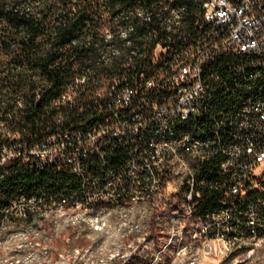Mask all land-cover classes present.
<instances>
[{
    "label": "built area",
    "instance_id": "1",
    "mask_svg": "<svg viewBox=\"0 0 264 264\" xmlns=\"http://www.w3.org/2000/svg\"><path fill=\"white\" fill-rule=\"evenodd\" d=\"M113 1L130 8L149 4L161 13L170 8L163 19L183 23L182 34L163 31L164 39L148 40L138 64L125 63L120 78H111L110 69L75 66L79 74L53 103L58 111L46 127L39 117L27 119L21 112L1 118L0 112V193L6 184L26 185L23 196L14 191L7 204H0V235L36 228L42 219V211L32 213L36 203H44V210L77 204L97 211L98 197L108 196L110 208L128 210L139 207L138 195L151 190L155 214L144 239L151 242V226L162 224L164 205L184 196L178 206L181 245L190 236L204 253L228 254L236 250L242 225L255 229L258 245L264 238V112H257L256 102L264 101V94H252L244 109L236 108V100L241 88L264 79V0H209L207 5L199 0H69L66 7L70 17L77 5L88 7V34L109 45L118 29ZM184 8H191V16H184ZM145 17L153 29L149 13ZM126 77H134V84H126ZM180 118L193 119V127L170 136L172 122ZM8 125H17L14 138H7ZM225 125H233V135H223ZM196 135H204V142H196ZM182 137H190L209 158L201 170L212 173L207 197L213 194L219 205L202 214V234L187 232V212L203 201L187 193V164L177 169L165 158L148 159L152 147ZM84 147H92V154H84ZM29 161L39 166L58 161V169L24 171ZM5 163H14V170L3 171ZM145 166L155 169L157 184L145 181ZM31 178L58 181L59 189H28ZM142 217L131 223L139 225Z\"/></svg>",
    "mask_w": 264,
    "mask_h": 264
},
{
    "label": "trees",
    "instance_id": "2",
    "mask_svg": "<svg viewBox=\"0 0 264 264\" xmlns=\"http://www.w3.org/2000/svg\"><path fill=\"white\" fill-rule=\"evenodd\" d=\"M68 1L0 0V112H23L25 118L39 117L43 125L48 126V119L58 111L53 103L79 74L78 69L97 62L95 49L106 44L104 38L97 34H81L88 28L86 18L92 17L90 10L87 6L82 10L77 5V11L70 17L66 7ZM28 7L30 10H26ZM89 35L91 41L87 40ZM114 43L120 45L117 40ZM78 91L85 94L81 88ZM19 99L24 103L23 108H16ZM68 110L74 113L76 109ZM46 184V180L41 181L39 188L58 190L56 186L46 187ZM202 200L196 210L201 217L219 207L213 194ZM109 204L97 202V211L77 204H70L67 209L98 216L102 213L99 209ZM43 210L42 206L36 212L42 211V219L37 220L36 228L41 227L40 222L47 216L58 214ZM91 226L96 231L105 229V226L101 229Z\"/></svg>",
    "mask_w": 264,
    "mask_h": 264
},
{
    "label": "rangeland",
    "instance_id": "3",
    "mask_svg": "<svg viewBox=\"0 0 264 264\" xmlns=\"http://www.w3.org/2000/svg\"><path fill=\"white\" fill-rule=\"evenodd\" d=\"M183 200L184 196H175L167 202L161 212L162 224L151 226V242L144 239L155 214L150 201L138 200L139 207L128 210L110 208V204L100 208L105 222L102 231L93 230L86 220L75 224L66 216H47L41 227L0 235V264H264V241L228 254L219 249L204 253L190 236L181 245L179 224L172 220ZM137 216H145L139 225L130 220ZM187 232L202 234L195 224Z\"/></svg>",
    "mask_w": 264,
    "mask_h": 264
},
{
    "label": "bare ground",
    "instance_id": "4",
    "mask_svg": "<svg viewBox=\"0 0 264 264\" xmlns=\"http://www.w3.org/2000/svg\"><path fill=\"white\" fill-rule=\"evenodd\" d=\"M54 1V0H53ZM209 0H199V5H207ZM113 9H115L116 17V38L120 45L112 43L98 47L97 62L90 65L93 70H101V72H109L111 78H120L123 75V67L135 66L138 59L142 57V51L146 50L149 41L156 39H164V32L167 35L182 34L183 23H175V21H164L162 15H170V8H162V13L158 10H150L149 4L125 6L120 1H113ZM145 13H149L150 24L153 29H148L147 17ZM184 16H191V8H184ZM87 28L81 34H88ZM91 41V40H88ZM122 43V44H121ZM126 84H134V77H126ZM252 94H264V79L254 85H245L241 88V97H237L236 108L244 109L245 105H251ZM22 107V99L17 101L16 108ZM257 112H264V101L256 102ZM1 118H11V113L1 112ZM193 127V119L180 118L179 121H173L170 128V136H179L185 128ZM3 133V125L0 124V134ZM17 135V125H8L7 138H14ZM223 135H233V125H225L223 127ZM196 142H204V135H196ZM84 154H92V147H84ZM177 165V169H184V163L187 164V193L197 196L198 200H202L207 196V191H213L212 173L208 170H201V165H209V158L203 155V150L195 148L190 137H182L181 140L164 141V147H152V152H148V159H163ZM36 169V174H48L52 169H58V161H46L40 164L39 161H29L24 164V171H32ZM14 163L3 164V171H13ZM145 181L149 184H157V172L152 166H145ZM46 180L47 186L53 185L59 189L58 181H48V179L31 178L28 181V189H40L39 183ZM44 187V186H43ZM23 196L26 193V185L6 184L1 189L0 204H7V196ZM140 201H151V190H144L138 195ZM97 202L110 203L108 196L98 197ZM184 204V200L182 205ZM70 205V204H69ZM199 204L193 205V211L187 212V228L192 224L201 227L202 217L197 215L196 210ZM44 207V203H36L32 206V213ZM153 207L155 205L152 204ZM50 208V209H49ZM45 206L47 212H56L61 216H66L71 222L81 219L88 220L96 229L105 226L102 220V214L98 216H90L86 211L75 213L70 211L68 206ZM174 224H179V210L172 220ZM255 229H249V225H242L240 236L235 240V248L245 246H256ZM3 240V239H2ZM264 241V238H262ZM5 243V242H4Z\"/></svg>",
    "mask_w": 264,
    "mask_h": 264
}]
</instances>
